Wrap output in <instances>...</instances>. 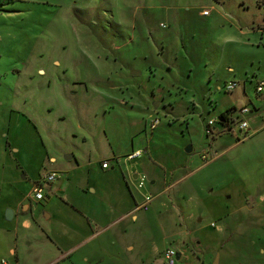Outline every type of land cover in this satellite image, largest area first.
I'll return each instance as SVG.
<instances>
[{
    "label": "rangeland",
    "instance_id": "374dc122",
    "mask_svg": "<svg viewBox=\"0 0 264 264\" xmlns=\"http://www.w3.org/2000/svg\"><path fill=\"white\" fill-rule=\"evenodd\" d=\"M261 81L264 0H0V264H264Z\"/></svg>",
    "mask_w": 264,
    "mask_h": 264
},
{
    "label": "built area",
    "instance_id": "2783aa9c",
    "mask_svg": "<svg viewBox=\"0 0 264 264\" xmlns=\"http://www.w3.org/2000/svg\"><path fill=\"white\" fill-rule=\"evenodd\" d=\"M206 13H207L206 11H203L204 15ZM234 86L235 84L232 83L226 87L233 88ZM255 90L257 94H262L264 91V81H261L259 84H257ZM235 111L237 112V115L239 116L238 121H237V126L240 130H242L245 133L248 129V117L250 114V109L248 107H240L239 109H235ZM213 121L214 120H210L208 122V125H211ZM157 123H158L157 120L153 121V125H156ZM139 155H140V151H137L130 157V159L134 158L135 156H139ZM201 159L204 161H207L208 153L207 152L202 153ZM101 166L102 168H107L108 164L107 162H104ZM58 178H59V175L55 171L46 173L44 176L41 177V179L38 182L33 184L31 192L28 195V197L35 201H41L44 198V192H45L46 187L51 185ZM150 201L151 199L149 198L145 199L144 207ZM178 256H179V259L177 260ZM180 259H181V254L172 247L166 248L162 253L163 264H177V262H179Z\"/></svg>",
    "mask_w": 264,
    "mask_h": 264
},
{
    "label": "crops",
    "instance_id": "0c3cea01",
    "mask_svg": "<svg viewBox=\"0 0 264 264\" xmlns=\"http://www.w3.org/2000/svg\"><path fill=\"white\" fill-rule=\"evenodd\" d=\"M257 83L258 82H256V85H257ZM255 89H256V86H255ZM255 93H256V90H255ZM256 95H257V93H256ZM258 98L260 97V94H259V96H257ZM262 100H263V98H262ZM252 105V107L250 108L249 106H246V105H244V106H240V107H248L249 109H250V114H249V116L251 117V118H254V116L253 115H255L256 116V114H258V111H259V109L258 108H256V106L254 105V104H251ZM234 108H231V109H227V110H233ZM225 112V111H224ZM223 113V112H222ZM221 115V114H220ZM220 115L217 117V118H215V119H219V117H220ZM149 116H151V115H149ZM155 119H157V118H150V123H149V128L151 129V130H154V128L159 124V119H157V121H158V123L156 124V125H153V121L155 120ZM215 119H211V120H215ZM248 119H249V117H248ZM210 121V120H209ZM208 121V122H209ZM208 122H207V124H208ZM146 126H148V124L146 125ZM248 126H249V120H248ZM262 126H264V124L262 125ZM226 128V127H225ZM237 128H238V126H237ZM239 129V128H238ZM141 149L139 148V149H134L133 150V148H132V152H137V151H140ZM131 152V153H132ZM186 152V151H185ZM190 152H192V148H191V150L189 151V152H186V153H190ZM141 158V157H140ZM130 160V159H129ZM102 167V166H101ZM109 168V165H108V167L107 168H104L105 170H107ZM103 169V168H102ZM134 179H137L138 178V176L135 174L134 176ZM184 177H185V175L184 176H181L180 178H178V179H176V180H173L174 178H173V175H172V181L170 182V183H168L167 184V189H169V191L171 190V188L174 186V185H176V184H179V183H182L183 182V180H185L184 179ZM154 183V181L153 182H151V184H153ZM52 187V184L51 185H49L48 186V189H50ZM58 190V189H57ZM91 192H94V193H96V190L95 189H91ZM45 193V192H44ZM44 198L46 199V197H45V195H44ZM44 198L41 200V201H35V200H30V202L31 203H33V205L34 204H38V203H40V202H42L43 200H44ZM147 199V198H146ZM27 201H25V197H24V199H22V200H20L19 202H18V206L21 208V207H23V209H24V212H27V213H29L30 214V216L32 217V219L33 218H35V216H36V213H35V210H34V207H33V205L32 204H30V205H28V204H26V205H23L24 203H26ZM145 202V201H144ZM143 202V203H144ZM92 207H99V206H95V205H92ZM103 207H104V205H103ZM14 217H15V214L13 213V217H12V219H14ZM46 218L47 219H49L50 220V215H46ZM11 219V220H12ZM22 221H24V219L22 220ZM22 224H23V222H22ZM26 226H28V223H27V225ZM18 229V228H17ZM14 232V231H13ZM18 237V235H17V232H14V239L15 238H17ZM65 237H70V235H68V232H67V234H66V236ZM15 241V240H14ZM63 244H64V242H62L60 245H58V244H55L56 245V251L57 252H59V253H61V255H63V257L60 259V261H64V260H66L67 258H70L71 257V255H72V253H71V250H65L64 249V246H63ZM63 247H62V246ZM73 252V251H72ZM9 254L12 256V258L14 259L13 260V262H12V264L14 263V264H18V262H19V257H18V255H17V251H16V249L14 248V247H9ZM180 261V260H179ZM5 261H3L2 263L3 264H5L4 263ZM163 262V261H162Z\"/></svg>",
    "mask_w": 264,
    "mask_h": 264
},
{
    "label": "flooded vegetation",
    "instance_id": "af4514ba",
    "mask_svg": "<svg viewBox=\"0 0 264 264\" xmlns=\"http://www.w3.org/2000/svg\"><path fill=\"white\" fill-rule=\"evenodd\" d=\"M261 105L264 106V101L261 102ZM261 109V108H259ZM226 119L224 121L219 117V119H215L213 121V123L211 125H208L206 124L205 128H206V132H208V135H211V137H214L216 134L217 135H220L221 133H218L216 132L217 128L222 126V127H226L229 131H234V127L237 126V119H238V115L236 114V116L234 115L233 113V110L232 111H229L226 113ZM228 131V132H229ZM239 132L242 133L243 131L239 129ZM136 152V151H135ZM135 152H132V153H129L128 154V159H130V157L135 153ZM142 152H140V155L139 156H135L134 158H131L130 160H134L136 158H140L142 157ZM115 157V156H114ZM39 181V180H38ZM36 181V182H38ZM34 182V183H36ZM216 264V263H215Z\"/></svg>",
    "mask_w": 264,
    "mask_h": 264
},
{
    "label": "water",
    "instance_id": "95a60500",
    "mask_svg": "<svg viewBox=\"0 0 264 264\" xmlns=\"http://www.w3.org/2000/svg\"><path fill=\"white\" fill-rule=\"evenodd\" d=\"M191 150V146H187L186 148H185V151L186 152H189ZM71 157H66V159H70ZM12 217H13V211H11V210H7V216H6V218L8 219V220H11L12 219ZM217 258H218V255H217ZM179 259V256L177 257V260Z\"/></svg>",
    "mask_w": 264,
    "mask_h": 264
},
{
    "label": "trees",
    "instance_id": "16d2710c",
    "mask_svg": "<svg viewBox=\"0 0 264 264\" xmlns=\"http://www.w3.org/2000/svg\"><path fill=\"white\" fill-rule=\"evenodd\" d=\"M233 110H235V108H234ZM229 111H231V110H226L225 112L221 113L220 118H221L223 121L226 119V115H227L226 113L229 112Z\"/></svg>",
    "mask_w": 264,
    "mask_h": 264
}]
</instances>
